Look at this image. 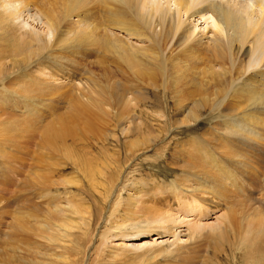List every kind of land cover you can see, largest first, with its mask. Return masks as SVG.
Wrapping results in <instances>:
<instances>
[{"label": "bare ground", "instance_id": "obj_1", "mask_svg": "<svg viewBox=\"0 0 264 264\" xmlns=\"http://www.w3.org/2000/svg\"><path fill=\"white\" fill-rule=\"evenodd\" d=\"M0 78H4L0 80L4 116H9V110L20 117L0 124V140L10 128L35 133L42 152L50 149L57 154L47 160L69 162L73 176L66 178L65 185L101 200L112 193L109 179L115 175L113 171H121L113 160L115 153L108 148L123 146L126 167L149 149V144L161 141L142 132L131 136L140 134L146 125L143 115H150L159 130L165 127L160 108V112L149 108L153 93H170L174 98L175 116L180 112L181 117L173 118L171 127L176 128L171 134L181 126L197 125L202 115L214 120L213 143L201 137L204 143L197 141L183 150L176 143L172 148V156L186 168L178 191L154 198L155 193L159 195L152 188L155 186L144 191L140 185L146 181L135 179L136 184H128L130 188L124 185L130 189L126 200L136 209L167 206L162 215L157 210L152 219L162 232L156 234L159 241L153 239L149 247L137 245L141 246L137 251L147 250L152 258L156 252L146 248L172 257L186 248L190 234L200 231L217 236L220 245L227 229L234 234L233 224L227 221L230 214L218 216L215 222L210 219L221 202L227 209L236 207L231 190L241 194L239 181L243 179L239 175L249 169L256 177L253 166L264 164V0H0ZM57 95L67 96L66 101L54 99ZM188 100L189 109L184 106ZM99 152L101 161V156H94ZM39 171L30 180L34 189L42 185ZM42 192L38 191V196ZM66 197L65 201L70 198ZM77 203L66 207L64 202L44 210L46 213L39 212V217L20 214L5 236L8 256L28 264L73 262H64L56 248L64 249L87 226L91 210L85 205L77 208ZM34 207L35 212L38 208ZM260 215L246 216L237 234L235 249L247 253L250 264H264V253L256 255L264 242ZM40 250L46 257L37 260Z\"/></svg>", "mask_w": 264, "mask_h": 264}, {"label": "rangeland", "instance_id": "obj_2", "mask_svg": "<svg viewBox=\"0 0 264 264\" xmlns=\"http://www.w3.org/2000/svg\"><path fill=\"white\" fill-rule=\"evenodd\" d=\"M2 79L4 78H0V80ZM0 92H3L1 89V85H0ZM63 95L61 97L60 95H57L53 98L54 99L57 98L56 100L65 102L66 101L65 98L67 96H65L64 98ZM153 95L154 96L152 97V101L150 102L149 108L151 107L152 112H160L161 110L160 113L164 114V119L162 121L164 123L166 122L165 127L159 130L158 126H155L156 125L155 122L151 123L152 119L150 118V115L148 116L145 115L147 116V118L143 115L141 118L144 119L146 122V125H142L143 131L141 129L140 134L135 133V134H132L131 136L138 137L143 133L142 135H150L151 137L156 136L155 138H158L161 141H158L156 144H149V149L144 150L143 151L144 154L141 153L138 158L137 157L135 158V160H133L134 158L131 159L130 163L127 165L129 166V169L127 166H126L127 168L125 167V163H127L128 161L124 160L123 146L117 149L111 148V147L108 148V152L111 153L112 151V153H115L113 160L115 161V165L119 164V166L121 167L120 170L122 172L119 170L117 171L118 173L113 171L115 175L112 174L109 179V181H111V184L113 185V190L110 195H107V197L103 198L104 200H101L102 198L93 197L92 195H90L88 191L85 192L86 194L85 195L84 192L81 190H77L76 188L70 187V186L67 187L65 185V181L71 179L70 175L71 177L73 176L72 175L73 172H72L69 162L53 164L52 161L50 162L49 160H47L51 156L53 155L56 156L57 154L55 151H52L50 149H47V150L43 149V152H44L43 153L41 146H38L40 145V143L37 140L38 136L36 137L35 133L27 132L25 130H20V128L17 130H14L13 128H10V130H5V133L7 135L3 139L0 140V264H28L23 261H18V260L10 258L8 256L10 253V249L7 248L8 244L5 243L8 237L7 236L5 238V236L8 235L9 231L12 230V227L15 225V221H17V218L20 216V214H25V215L35 214L39 217L38 215L39 212L46 213L44 210L47 211V210L54 209V207L57 205L59 206V204L63 206L64 202H65L64 206L66 207L69 205L75 206L74 204L75 202L76 203L79 202L76 204V207L80 209H84V205H85V207L91 210L90 212L91 215L89 216H90V219L92 220L90 222L89 221L90 219H89L87 222V226L86 227L83 226L81 232H77L80 235L76 236L75 241L68 244L64 249H60V248H56L57 250L55 249L57 252L58 250H60L59 256L62 257V259H64V262L67 261V259H69L73 261L71 262L72 264H147V262H149V264H250L251 257L249 256L250 259H247L248 258L247 253H244L240 250H239L240 252L238 251L237 253L236 251L237 249H235L237 247H235V245L237 243V234H239L240 229H242L244 226V223L242 222V220H244L246 216H253V213L258 212L261 214L260 218L264 219V186L262 185L264 184V179H263L264 178L263 176L264 175V164H260V165L255 164L253 168L250 166L252 169H256V172H257L256 177H253L251 175V171L249 169L247 171L246 170L243 171L244 173L242 172V175H239L240 179L241 180L243 179L242 181H239L240 187H242L241 194L235 191L234 189L231 190L233 194V195L231 194L233 196L231 201H233L234 203H237L235 204L236 207L234 206V208H232V210H234L235 213L234 212L231 213L232 211L230 210L231 208L227 209L226 206H224L226 205V203L221 202L218 205L217 209H215L214 215L211 216L212 219L210 220L212 222H215V219H217L218 216L220 218L224 214H226L227 216L230 214L227 217V221L229 222L231 221V223L233 224L232 228L235 232L234 234H230V232L227 229L223 233V236L226 239H224L223 241L224 243L222 245H220V239L217 236H214V235L208 236L206 235L208 234L207 232L200 231V233L196 235L190 234V237L188 239L189 244H187L186 248H184L182 252L178 251L179 253L178 252L174 253V256L172 257L162 256L161 254H159V252H157L156 249H153V248H146V249H152V251L156 252L154 255H152L154 256L153 258L148 256L149 254L147 255V250L144 252L137 251V248L141 247L137 245L141 243L149 247L151 246L153 239H158L159 241V238L161 237H157L156 234L162 233V232L160 230V226L152 223V219L155 217L154 213L157 210H160L159 214L162 215V211L164 210L166 211L167 206L163 205L165 203H162L161 206L159 207H157L158 205H156L152 207L145 206L143 208L138 206L137 209L133 208L131 205H128L129 202L127 201L128 197L126 195V192L127 194L128 192L130 193L129 188L131 187L129 185L133 186V183L136 184V182H134L135 179L136 181L137 179L139 180L144 179L147 183L144 182L143 185L142 184L140 185V187H142L144 191H147L148 189H151L152 186H155L152 188H155L157 194H159L160 196L158 195L157 197L155 193L154 198H159V197L164 196L163 195L164 192L169 193L173 191H178L177 186L180 184L179 182L181 178L180 176L184 175L185 172L183 173V171H185L186 168L180 167V166H183V163L175 159L172 156L173 151L171 152V150L172 148H174V145H176V143H179L180 149L183 150V148L187 149L189 146H191V144L193 146V143L197 141H200L199 143H204V142L213 143L214 138H215V135L211 131V127L214 126L215 121L206 120L205 115L204 117L202 115V119L198 120L197 125L190 126V127L181 126L178 130L173 131V133L171 134L170 130L176 128V127H171V125L174 124V119L181 117L180 112H179L178 117L175 116L176 106L174 104V98L170 93H167L163 96V95H160L158 92H156V93H153ZM62 97L64 98L65 101H63ZM0 100H2L1 93H0ZM188 101L189 102L185 101L184 106H188V109H189L191 108V103H190V100ZM166 103H167V106H166ZM0 104H1V101H0ZM168 108H171V110ZM0 110H1L0 111V124L20 118L18 117L16 113H13L9 110H7V113L9 116H4V109L0 108ZM187 111L188 110L185 111L184 115H186ZM167 112L169 113V115H167ZM169 118L170 120H168ZM147 122H149L148 123L149 126L147 125ZM4 126H3V129H4ZM166 130H169V133ZM157 131L162 133V135L157 136L158 135L156 134ZM207 136L208 138H206ZM201 137H205L204 140L206 141L202 142L200 140ZM29 139H31L32 141L31 140L29 141ZM157 145L159 146L157 147ZM167 146L168 148L170 147L169 150L167 149ZM164 147H166V149H164ZM45 152L47 156L45 155ZM164 153L166 154L164 155ZM15 154H16V157H15ZM99 154H94V156H98L97 158L101 156L98 159L101 161L102 152H99ZM118 154L120 155V157L118 156ZM43 156L45 158H43ZM141 158H142V162H141ZM157 159L160 161H158ZM120 160L122 163L120 162ZM118 161L120 163H118ZM133 161H136V163ZM168 161L170 163H167ZM140 162L142 164H140ZM143 162L145 165L143 164ZM137 164L139 165L137 166ZM119 166L117 165V167ZM260 166H263V167L260 168ZM45 167L46 168L49 167V168H47L46 170ZM56 168L58 169V171ZM37 170H42V172L39 171V173L40 175L43 174L42 175L43 180L41 181L42 185H40L38 188L35 187L34 189V187L31 185L30 180L32 178V174L34 172L36 173ZM22 171H24L25 174ZM55 171L57 174L55 173ZM63 174L65 176H63ZM259 174L260 176H258ZM20 175L22 178H20ZM61 176L65 178V180ZM50 177L53 179L45 180ZM58 177H60L61 179H59ZM57 178L58 180H56ZM66 178L68 179L66 180ZM251 179H253V182L251 181ZM24 180H26L27 184L25 183ZM121 184H123V186H120ZM64 185L67 188L66 187L64 188ZM124 185H127L129 188ZM160 186L163 187V190L161 189ZM253 186H254V189L255 187L257 188L254 190ZM146 187H148V189ZM20 188L22 191L20 190ZM170 188L171 189L173 188V189L171 190ZM35 190L36 191L38 190L39 192L40 191L41 192L43 191V192L42 194H40V196H38L39 195L37 194L38 191L36 192ZM113 191H114V194H113ZM118 191H120L119 194H118ZM44 192H46V194H44ZM47 192L51 194V196L49 197L50 199L56 200L57 198V201L60 200L59 204L56 201L57 203L56 205V203H54L55 200L51 201L47 197ZM161 192H162V195H161ZM117 195H119L120 198ZM52 196H55L56 198L55 197L53 198ZM65 196L70 197L69 199L66 197L67 198L66 201H69V203H71L70 199H72L73 202L71 204L66 203L65 198H64ZM114 196H116V198ZM44 198H47V199H44ZM73 198H75V200ZM92 198L95 199L93 200L95 202L90 201ZM113 198H114V201H113ZM40 199L42 200V202H40L41 201ZM141 199L142 201L145 200V198H141ZM45 200L46 201L48 200L46 203L47 205L48 203L51 205L54 204L52 205L53 208L50 207L51 205H49L50 208H48V206L45 204L46 202ZM49 201H51V203ZM114 202L115 204H113ZM41 203H44V205H42ZM124 203L126 204V206ZM78 205L79 206L82 205V207L81 206L79 207ZM34 206L38 208V209H35L37 210L35 212H34V208H35ZM38 206H41V207L44 206V207L41 208ZM46 206H47V209H46ZM224 207L227 213H225ZM42 209L43 211H40ZM229 210H230V213H229ZM43 213H41V215ZM92 214H93V219L91 218ZM233 216H235L236 218L232 219L234 218ZM28 221L29 219H26V222ZM34 241L36 242L37 238L36 239L34 238ZM261 244H264V242ZM261 244L259 245V250L256 255H259V252L264 253V245H261ZM10 245L11 244H9V246ZM115 245L117 246L115 247ZM240 247L242 246L240 245ZM240 247L239 249H241ZM23 252L24 250L22 249V253ZM38 253L36 254V257H35L37 260H39L41 256L46 257L41 254L43 253L42 250L38 251ZM49 254H52V252H50ZM149 259L152 260L153 262L152 261L150 262ZM74 260H76V262H74ZM71 263L67 262L65 264H71Z\"/></svg>", "mask_w": 264, "mask_h": 264}]
</instances>
